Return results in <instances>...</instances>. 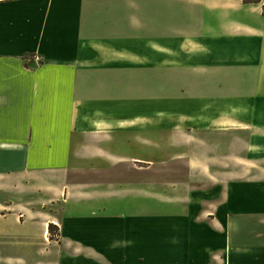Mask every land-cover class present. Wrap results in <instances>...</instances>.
I'll return each mask as SVG.
<instances>
[{
    "label": "crops",
    "instance_id": "crops-1",
    "mask_svg": "<svg viewBox=\"0 0 264 264\" xmlns=\"http://www.w3.org/2000/svg\"><path fill=\"white\" fill-rule=\"evenodd\" d=\"M0 264H264L261 0H0Z\"/></svg>",
    "mask_w": 264,
    "mask_h": 264
},
{
    "label": "rangeland",
    "instance_id": "rangeland-1",
    "mask_svg": "<svg viewBox=\"0 0 264 264\" xmlns=\"http://www.w3.org/2000/svg\"><path fill=\"white\" fill-rule=\"evenodd\" d=\"M164 164H165V163H164ZM167 168H168V166H165V165H161V167H160L161 171H163V170H165V169H167ZM172 169H175V170H179V169H180V170H181V169H182V166H181L180 163H175V166L172 167ZM166 173H167V172H165V171L162 172L161 175H160L161 178L167 179V178L169 177L168 179H174L173 174L170 175V176H168V175H166ZM49 232H50L49 235H51V234H57V231H56V232L54 231V232L52 233V230H50Z\"/></svg>",
    "mask_w": 264,
    "mask_h": 264
},
{
    "label": "trees",
    "instance_id": "trees-1",
    "mask_svg": "<svg viewBox=\"0 0 264 264\" xmlns=\"http://www.w3.org/2000/svg\"><path fill=\"white\" fill-rule=\"evenodd\" d=\"M53 225L52 224H49V230H52V233L54 232V231H57L58 229H57V227L55 228V230L53 231ZM58 233V232H57ZM50 238H55V234H51L50 235Z\"/></svg>",
    "mask_w": 264,
    "mask_h": 264
},
{
    "label": "built area",
    "instance_id": "built-area-1",
    "mask_svg": "<svg viewBox=\"0 0 264 264\" xmlns=\"http://www.w3.org/2000/svg\"><path fill=\"white\" fill-rule=\"evenodd\" d=\"M262 6H263V11H264V0H261ZM33 61H38L40 60L39 56H33Z\"/></svg>",
    "mask_w": 264,
    "mask_h": 264
}]
</instances>
